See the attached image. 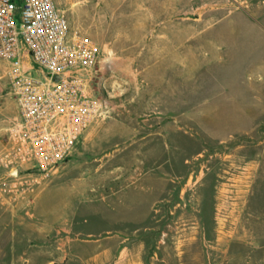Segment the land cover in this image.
I'll return each mask as SVG.
<instances>
[{
    "label": "rangeland",
    "instance_id": "rangeland-1",
    "mask_svg": "<svg viewBox=\"0 0 264 264\" xmlns=\"http://www.w3.org/2000/svg\"><path fill=\"white\" fill-rule=\"evenodd\" d=\"M55 2L101 48L109 112L49 179H0V264H264V0Z\"/></svg>",
    "mask_w": 264,
    "mask_h": 264
},
{
    "label": "built area",
    "instance_id": "built-area-1",
    "mask_svg": "<svg viewBox=\"0 0 264 264\" xmlns=\"http://www.w3.org/2000/svg\"><path fill=\"white\" fill-rule=\"evenodd\" d=\"M20 3L17 23L15 0H0V61L18 111L0 150V179L17 167L46 180L108 114L96 92L109 65L95 40L70 28L55 0Z\"/></svg>",
    "mask_w": 264,
    "mask_h": 264
},
{
    "label": "crops",
    "instance_id": "crops-1",
    "mask_svg": "<svg viewBox=\"0 0 264 264\" xmlns=\"http://www.w3.org/2000/svg\"><path fill=\"white\" fill-rule=\"evenodd\" d=\"M259 76H264V75H259ZM76 235H79V233L75 232ZM3 238V234L2 232L0 231V241L2 240ZM77 240L76 237H71L70 235H66L64 236L63 238H61V242H60V248H61V251H60V254L61 255H64V256H74L73 252V243ZM28 258L29 260L28 261H31L33 264H48L49 261L46 260L49 255L48 253L43 250V251H37L36 252V249L34 248H30L28 250ZM75 253V252H74ZM40 259V260H37V259Z\"/></svg>",
    "mask_w": 264,
    "mask_h": 264
}]
</instances>
